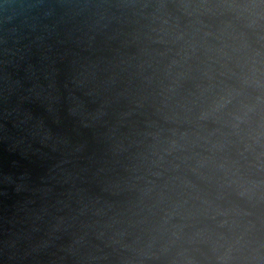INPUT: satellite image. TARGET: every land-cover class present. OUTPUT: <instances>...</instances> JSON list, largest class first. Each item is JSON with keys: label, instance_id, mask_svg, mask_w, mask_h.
Masks as SVG:
<instances>
[{"label": "water", "instance_id": "95a60500", "mask_svg": "<svg viewBox=\"0 0 264 264\" xmlns=\"http://www.w3.org/2000/svg\"><path fill=\"white\" fill-rule=\"evenodd\" d=\"M0 264H264V0H0Z\"/></svg>", "mask_w": 264, "mask_h": 264}]
</instances>
